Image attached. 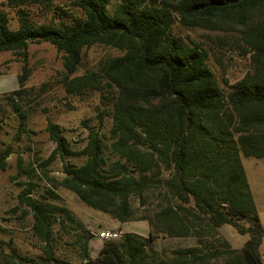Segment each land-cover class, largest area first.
Segmentation results:
<instances>
[{"label":"trees","instance_id":"trees-1","mask_svg":"<svg viewBox=\"0 0 264 264\" xmlns=\"http://www.w3.org/2000/svg\"><path fill=\"white\" fill-rule=\"evenodd\" d=\"M113 1L5 0L0 54L21 57L23 66L18 88L0 96V112L1 105L10 108L22 131L43 106L50 86L26 87L28 48L53 46L62 54L57 87L68 96L98 94L111 122L107 134L102 118L96 128L87 127L86 145L75 153L61 128L47 121L55 145L49 161L76 154L85 158L63 169L61 186L122 224L132 220L131 198L143 199L156 190L151 231L148 237L124 233L91 258L93 233L69 209L31 199L27 190L21 201L33 214L43 255H22L0 240V264H71L53 247L59 218L81 228L75 240L78 264H264V226L243 166V159L264 158V25L251 37L254 68L232 84H222L207 64L206 51L175 31L177 26L218 29L220 19L242 17L264 7V0ZM95 46L120 55L77 74L85 51ZM9 155V148L0 152V173ZM225 225L249 237L242 248L219 238ZM159 237H190L196 243L162 256L154 248ZM207 237L219 238L221 248Z\"/></svg>","mask_w":264,"mask_h":264},{"label":"rangeland","instance_id":"rangeland-1","mask_svg":"<svg viewBox=\"0 0 264 264\" xmlns=\"http://www.w3.org/2000/svg\"><path fill=\"white\" fill-rule=\"evenodd\" d=\"M4 2L0 0V9L8 10L1 6ZM220 22L218 29L214 30L177 26L175 31L206 51L207 64L222 84L224 81L232 84L254 68L257 52L251 37L254 29L264 25V7L245 12L242 17L233 15L220 19ZM117 55L120 53L114 49L91 47L85 51L77 74L92 69L100 59ZM22 66L21 57L11 53L0 54V96L18 88L17 75L22 73ZM27 68L29 77L26 87H39L47 83L50 92L43 106L32 113L21 127L22 131H19V123L11 109L1 105L0 152L9 148L10 155L6 159V170L0 173V240L10 243L22 255L35 259L43 255L44 244L35 236L32 228L33 214L21 201L27 190L31 192L27 196L31 199L47 200L69 209L75 219L93 233L94 238L88 246L91 258H96L104 243L110 241L99 239L98 233L103 231H113L119 237L124 233L148 237L151 231L148 218L156 208L158 191H148L143 199L131 198L132 220L118 223L111 216L85 206L75 194L61 186L63 169L70 164H82L84 157L79 154L73 157L57 156L49 161L55 145L46 132L48 120L61 128L75 153L86 145L87 127L96 128L101 118L104 120L102 132L108 133L111 122L103 112L99 95L87 93L82 97L68 96L57 87L56 80L60 79L63 71L62 54L49 44L29 46ZM44 109H48V112ZM243 166L264 226V158L243 159ZM48 190L57 198H51ZM57 220L53 228L55 254L71 264H78L79 250L75 240L81 228L65 218ZM218 232L219 238L223 237L232 246H240L248 238L239 235L229 225L221 227ZM218 239L207 237L206 241L221 248ZM195 243V239L190 237H159L154 241V248L164 256L174 249L189 248Z\"/></svg>","mask_w":264,"mask_h":264},{"label":"built area","instance_id":"built-area-1","mask_svg":"<svg viewBox=\"0 0 264 264\" xmlns=\"http://www.w3.org/2000/svg\"><path fill=\"white\" fill-rule=\"evenodd\" d=\"M100 240H115L119 238V235L113 231H103L102 233H98Z\"/></svg>","mask_w":264,"mask_h":264},{"label":"crops","instance_id":"crops-1","mask_svg":"<svg viewBox=\"0 0 264 264\" xmlns=\"http://www.w3.org/2000/svg\"><path fill=\"white\" fill-rule=\"evenodd\" d=\"M252 192V191H251ZM257 207V206H256ZM226 226V225H225ZM242 236V235H241ZM244 236H247V235H244ZM248 237V236H247ZM249 239V237L247 238V239H245V240H243L241 243H240V246H232L231 245V247L232 248H234V249H240V248H242L243 247V245H244V243L247 241ZM264 239H263V242H262V244H261V247H260V249H261V253L263 254V257H264ZM92 258H94V257H92Z\"/></svg>","mask_w":264,"mask_h":264}]
</instances>
